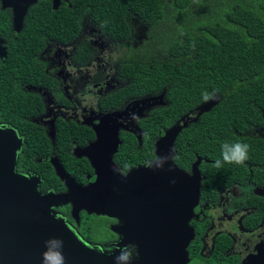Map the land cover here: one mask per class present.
Wrapping results in <instances>:
<instances>
[{
	"label": "flooded vegetation",
	"instance_id": "af4514ba",
	"mask_svg": "<svg viewBox=\"0 0 264 264\" xmlns=\"http://www.w3.org/2000/svg\"><path fill=\"white\" fill-rule=\"evenodd\" d=\"M73 2L0 0V128L10 129L11 140L22 143L16 171L37 176L44 193L70 191L59 169L83 187L104 175L99 189L111 184L113 216L86 207L74 215L72 200L54 210L83 241L104 250L117 249L127 236L126 246H135L131 257L137 259L136 239L145 237L150 224L166 223L168 213L176 218L174 200L182 198V189L190 199V185L198 181L193 165L200 158L187 264H264V121L245 129L252 144L242 165L216 168L210 157L183 160L181 153L173 161L185 175L166 167L152 173L146 167L157 159L159 138L176 123L180 133L188 131L205 110L199 105L169 127L149 129L152 111L168 105L166 89L127 98L115 94L129 83L116 71L125 42L111 38L85 14L77 30L59 23L45 24L53 31L30 30L32 11L47 20L68 19ZM116 42L122 44L119 55ZM212 102L202 105L209 109ZM168 204L172 210L167 211ZM93 216L103 219L95 233ZM125 222L127 232L118 229Z\"/></svg>",
	"mask_w": 264,
	"mask_h": 264
},
{
	"label": "trees",
	"instance_id": "16d2710c",
	"mask_svg": "<svg viewBox=\"0 0 264 264\" xmlns=\"http://www.w3.org/2000/svg\"><path fill=\"white\" fill-rule=\"evenodd\" d=\"M32 13V32L53 31L48 23L77 30L85 14L125 42L116 71L129 83L115 94L127 98L166 89L168 105L152 111L149 129L171 126L207 102L203 93L214 96L198 123L177 137L175 160L184 153L183 160L200 154L215 161L225 142L252 144L245 129L264 121V0H74L68 19ZM133 19L147 26L137 43ZM197 127L199 134L192 130Z\"/></svg>",
	"mask_w": 264,
	"mask_h": 264
},
{
	"label": "water",
	"instance_id": "95a60500",
	"mask_svg": "<svg viewBox=\"0 0 264 264\" xmlns=\"http://www.w3.org/2000/svg\"><path fill=\"white\" fill-rule=\"evenodd\" d=\"M22 18L23 15H20L19 22ZM200 107L202 111L208 110L206 105L201 104ZM181 128L182 126L176 123L159 138L157 159L150 163L147 169L152 172L159 167H166L167 170L181 171L173 161L174 144ZM11 138L10 129L0 128V264H45L42 254L52 247L46 245V241L53 239L62 241V246H57L55 250L62 254L63 264H118L117 257L121 255V250H126L123 247L131 239L123 237L118 242V248L112 250L88 244L74 232L65 218L54 210V206L72 200L74 215L86 207L90 212L96 210L98 213L113 216L111 184L107 181L108 190L99 189V185L105 182V176L99 173L96 181L83 187L58 168L70 191L44 193L39 189L37 176L16 171L17 150L21 148L22 143ZM164 157L169 159L162 160ZM200 161L199 158L193 165L198 181L190 185V199L186 196V189H182V198L174 200L173 207L177 208L176 218H170L168 213L166 223L159 221L150 224L145 237L136 239L138 258L131 257L127 264H187V247L193 238L188 222L200 194ZM104 203L108 204L103 205ZM92 204L100 206V210L91 209L89 205ZM170 207L168 204L167 211L172 210ZM165 225L166 230H163L160 226ZM128 227L129 224L125 222L118 229L127 232Z\"/></svg>",
	"mask_w": 264,
	"mask_h": 264
},
{
	"label": "clouds",
	"instance_id": "9594fccd",
	"mask_svg": "<svg viewBox=\"0 0 264 264\" xmlns=\"http://www.w3.org/2000/svg\"><path fill=\"white\" fill-rule=\"evenodd\" d=\"M214 96L209 95L207 92L203 93V99L208 101L213 99ZM249 145L247 143L225 142L221 146V159L214 161L213 166L216 168L223 167L224 164H237L242 165L248 159ZM169 157H164L162 160H167ZM46 245H51L47 251L42 254L43 261L45 264H63V256L59 251H56L57 246H62V241L50 240L46 241ZM127 250H121V255L117 257L118 264H127L131 259L132 252L135 250V246H126Z\"/></svg>",
	"mask_w": 264,
	"mask_h": 264
},
{
	"label": "rangeland",
	"instance_id": "374dc122",
	"mask_svg": "<svg viewBox=\"0 0 264 264\" xmlns=\"http://www.w3.org/2000/svg\"><path fill=\"white\" fill-rule=\"evenodd\" d=\"M132 25H133V36H132V41L134 43H137L138 41L142 40L145 37L146 34V30H147V26H145L144 24H142L141 22L138 21V19H133L132 20ZM116 47L118 50H116V52L118 53V55L120 54V48L122 46L121 42H116L115 43ZM115 57H117V54L115 55ZM92 220L96 221V226H93V230L94 233L98 231L99 227H102V220L100 219V217L98 216H93ZM103 229H105V227H103ZM102 238L105 237V235H99Z\"/></svg>",
	"mask_w": 264,
	"mask_h": 264
}]
</instances>
